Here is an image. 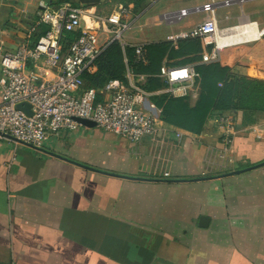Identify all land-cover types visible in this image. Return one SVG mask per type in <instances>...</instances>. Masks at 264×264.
Returning a JSON list of instances; mask_svg holds the SVG:
<instances>
[{"label":"crops","instance_id":"crops-1","mask_svg":"<svg viewBox=\"0 0 264 264\" xmlns=\"http://www.w3.org/2000/svg\"><path fill=\"white\" fill-rule=\"evenodd\" d=\"M95 1L0 0V37L14 49L36 25L42 4L73 3L85 6L82 27L97 29L103 43L111 34L101 30L100 17L131 5L124 41L148 50L146 71L135 72L144 78L135 80L147 92L138 106L157 116V133L131 142L80 124L39 147L0 136V264H264L263 226L260 243L252 239L259 228L253 218L252 224L233 229L232 211H249L248 205L241 202L238 185L223 190L224 181L254 168L215 177L226 172L219 169V117L230 116L235 127L224 168L244 169L264 161V108L212 107L199 126L175 123L163 115L169 98L187 100L189 114L201 93L211 96V89L198 86L199 76L187 94H172L160 75L162 66L206 64L202 53L217 45L219 63L230 73L264 80V0ZM211 1L221 29L255 21L258 37L225 47L217 38L209 46L200 39L167 41L201 23L206 12L193 8ZM182 8L193 11L174 23L163 18ZM167 42L169 48L158 46ZM203 215L209 217L207 226L199 225Z\"/></svg>","mask_w":264,"mask_h":264},{"label":"built area","instance_id":"built-area-1","mask_svg":"<svg viewBox=\"0 0 264 264\" xmlns=\"http://www.w3.org/2000/svg\"><path fill=\"white\" fill-rule=\"evenodd\" d=\"M215 4L211 1L193 8L206 12V18L189 30L169 35L167 41L176 43L195 38L206 46L213 45L221 30ZM193 10L182 8L166 13L163 18L169 23L178 22ZM130 12L131 5H120L118 14L100 17L101 30L111 34L103 43L97 29L82 27V19L88 13L85 6L73 3L55 8L42 4L36 25L22 35L14 49L6 47L5 38L0 37V136L39 147L51 135L75 130L80 125L76 117L92 120L104 131L131 142L155 135L157 116L138 106L147 92L135 77L143 80L144 76L133 71L126 53V48L131 46L124 41L125 32L130 29L125 19ZM43 24L49 29L35 34ZM71 31L80 34L65 44L62 35ZM114 41L119 42L123 50L125 80H110L101 89L86 87L83 72H94L96 58ZM133 47L135 60L146 64L145 46L135 44ZM219 59L217 45L202 53L204 63ZM160 75L168 84L165 91L180 95L187 94L200 76L193 64L162 66ZM22 103L30 105V114L18 107ZM218 121L222 128L218 155L222 160L231 150L235 127L228 115L220 116Z\"/></svg>","mask_w":264,"mask_h":264},{"label":"trees","instance_id":"trees-1","mask_svg":"<svg viewBox=\"0 0 264 264\" xmlns=\"http://www.w3.org/2000/svg\"><path fill=\"white\" fill-rule=\"evenodd\" d=\"M79 34V31L64 32L62 40L65 44L70 43ZM184 40H187L185 42L196 41L198 43V39L195 38ZM169 43H163L158 46L167 45V47H170ZM181 43L184 42L182 41ZM126 53L130 58L131 67L134 72L140 73L146 71L145 68L148 63L143 64L135 60L134 47H127ZM123 55V50L119 42L114 41L110 43L96 58V70L94 72H83L82 76L85 80V86L101 89L110 80H125ZM146 55L149 62L148 50H146ZM196 70L200 76L202 75V86L209 84L208 86L211 89L209 93L211 96L207 95L206 91H203L195 106L189 109V114L186 113V109H188L187 100L171 97L163 108L165 119L175 123H183L185 121V123H190V127H194L192 126L193 124L199 126L202 123L205 116H207L206 113L212 107L218 111L231 108H264V80L230 73L229 66H223L219 62L202 64L196 67ZM142 86L144 88L146 87L147 90L152 87L151 84H143ZM198 110H203L202 115H200L201 113Z\"/></svg>","mask_w":264,"mask_h":264},{"label":"rangeland","instance_id":"rangeland-1","mask_svg":"<svg viewBox=\"0 0 264 264\" xmlns=\"http://www.w3.org/2000/svg\"><path fill=\"white\" fill-rule=\"evenodd\" d=\"M96 2V1H95ZM182 41H187V40H182ZM181 42V41H180ZM180 44V43H179ZM169 47V46H168ZM167 47V48H168ZM220 60L216 61L219 62ZM223 66H226V64H224ZM198 86L202 87V75L199 78L198 81ZM230 153H228L227 155H225V157L222 158L220 162L221 165L219 167V169H224L225 173L233 171L230 170L228 171V169L226 170L224 167V164L228 163V159L230 160ZM219 156V155H218ZM229 166V165H228ZM237 170V169H235ZM246 174L243 177H234L233 179H230L228 181H224L223 183V190L224 192L228 193L229 190L228 189H233L234 186L238 185L239 187V196L243 197L240 198L242 201V203H244L246 201L247 205H248V209L249 211H242V210H238L239 213L237 211H232V217H231V221L233 225V229L235 228V224H240V227H245L246 225H250L252 224L251 222V218H253L254 220V224L253 225H258L257 230H254V237H252L253 241H261L260 239V234H261V225L264 228V165L257 167L256 169H252L250 171H245ZM236 175V174H235ZM258 210L257 212H253V209ZM248 212V213H246ZM227 215H225L226 217ZM235 216H237L235 218ZM238 229H240L238 227ZM241 229L238 230V233H241ZM260 234H259V233ZM258 235V236H257ZM243 238V236L239 235V239ZM261 245H264V241L262 243H260Z\"/></svg>","mask_w":264,"mask_h":264},{"label":"bare ground","instance_id":"bare-ground-1","mask_svg":"<svg viewBox=\"0 0 264 264\" xmlns=\"http://www.w3.org/2000/svg\"><path fill=\"white\" fill-rule=\"evenodd\" d=\"M254 22H245L237 26L219 30L217 33V44L220 47H225L257 38V27Z\"/></svg>","mask_w":264,"mask_h":264},{"label":"water","instance_id":"water-1","mask_svg":"<svg viewBox=\"0 0 264 264\" xmlns=\"http://www.w3.org/2000/svg\"><path fill=\"white\" fill-rule=\"evenodd\" d=\"M41 29H42L43 32H46L49 29V26L46 25V24H43L41 26ZM18 107L21 108L22 110H24L28 114L31 113L30 105L28 103L19 104ZM75 120H77L78 123H80L81 125H84V126H88V127L96 126V123L94 121L86 119V118L76 117ZM263 164H264V161L260 162L258 164H255V165H253V166H251L249 168L233 170V171H230V172H227V173H223V174L217 175L215 177L219 178V177H224V176H230V175L238 174V173H241V172H243V171H245L247 169L255 168V167H258V166L263 165ZM85 167L93 169V170L101 171V170L94 169V168L89 167V166H85ZM105 173H107V172H105ZM204 178H208V177H204ZM197 179H201V178H196L195 180H197ZM180 180H188V179H180ZM208 223H209V217L208 216L203 215V216L200 217L199 225L207 226Z\"/></svg>","mask_w":264,"mask_h":264}]
</instances>
